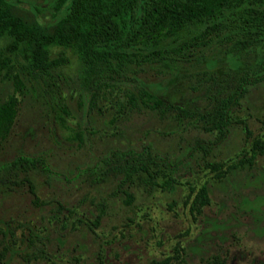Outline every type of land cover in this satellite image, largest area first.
<instances>
[{"label":"rangeland","instance_id":"1","mask_svg":"<svg viewBox=\"0 0 264 264\" xmlns=\"http://www.w3.org/2000/svg\"><path fill=\"white\" fill-rule=\"evenodd\" d=\"M18 4L38 7L41 23L63 13L52 12L50 0ZM193 33L185 29L167 45ZM7 41L0 37V55L9 53ZM229 44L215 38L188 58L127 71L130 78L101 86L92 108L69 47H49V57L62 61L46 73L20 70L26 62L17 55L12 69L24 87L0 139V264H264V152L251 155L252 140L264 137V78L248 84L231 108L223 138L206 142L207 152L197 145L214 138L196 114L216 88L210 75L226 85L238 68L263 64L264 44L238 56L227 52ZM144 86L194 114L159 115L139 101ZM12 90L1 68L0 101ZM128 93L137 108H127ZM123 150L165 161L173 186L120 183L119 173L105 174L106 157ZM206 162L232 166L218 179ZM201 184L208 202L195 211L190 201Z\"/></svg>","mask_w":264,"mask_h":264},{"label":"trees","instance_id":"2","mask_svg":"<svg viewBox=\"0 0 264 264\" xmlns=\"http://www.w3.org/2000/svg\"><path fill=\"white\" fill-rule=\"evenodd\" d=\"M264 0H50L52 12L63 13L48 23L36 18L38 7H23L18 0H0V37L8 38L9 53L0 55V69L11 78L13 90L0 101V139L4 138L16 113L17 96L24 84L19 71L12 69L17 55L32 73H46L62 61L49 57L53 44L69 47L79 60V76L90 89L88 107L96 106L101 86L115 80L130 78L127 71L136 72L144 64L188 58L215 38L230 41L227 52L240 54L256 45L264 44ZM194 33L174 46L182 31ZM264 78V59L260 68H238L230 75V83L223 85L210 75L216 88L208 93L209 106L196 111L200 127L214 132L209 141L197 145L208 151L206 142L214 144L227 132L231 122L230 110L247 89V85ZM221 81V80H220ZM138 98L146 106L157 109L163 116L172 110L175 116L189 117L194 113L180 104L165 102L146 86L140 88ZM127 108H137L136 97L128 93ZM252 154L264 152V137H255ZM19 158V157H18ZM105 174H120V183L133 182L157 185L160 189L173 186L174 178L166 170L167 163L159 161L149 151L132 153L112 151L106 157ZM213 175L220 179L232 165L206 162ZM30 192H33L28 182ZM126 201L131 194L125 191ZM208 202L204 184L195 191L190 208L199 211ZM167 264L166 260L163 261Z\"/></svg>","mask_w":264,"mask_h":264}]
</instances>
